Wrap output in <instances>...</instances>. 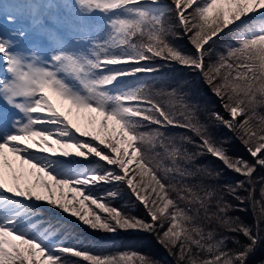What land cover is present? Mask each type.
Returning <instances> with one entry per match:
<instances>
[{"label":"snow or ice","instance_id":"6c2138e0","mask_svg":"<svg viewBox=\"0 0 264 264\" xmlns=\"http://www.w3.org/2000/svg\"><path fill=\"white\" fill-rule=\"evenodd\" d=\"M157 61L200 77L227 113L209 117L251 161L229 154ZM206 155L244 179L221 184ZM259 168L264 0H0V264H156L86 246L76 227L154 234L177 264H264ZM121 187L146 218L116 205ZM229 198L250 204L255 227ZM221 230L243 240L229 248Z\"/></svg>","mask_w":264,"mask_h":264},{"label":"trees","instance_id":"16d2710c","mask_svg":"<svg viewBox=\"0 0 264 264\" xmlns=\"http://www.w3.org/2000/svg\"><path fill=\"white\" fill-rule=\"evenodd\" d=\"M180 47L185 51H190L191 46L188 44L187 39H182L178 41ZM217 48L220 47L218 44ZM161 63L164 71L161 73L160 78L165 83H174L176 81H183L186 83L187 87L191 90L193 98L198 102L200 106V118L202 120H207L209 124V129L213 134L214 138L220 141H226L228 144L229 154L233 157H240L245 160L251 161L249 153L246 151L245 146L236 137V135L230 132L224 125L220 124L218 121H214L209 117V113L212 111H218L221 115L227 118V113L221 107L220 101L212 95L211 91L204 85L199 76L191 74L186 68H181L176 64L163 65ZM174 132L181 131L180 129H173ZM201 163L206 164L221 172L220 183L221 184H235L236 181L244 179L241 175L236 174L233 171L227 170L222 163L211 157L204 156L201 157ZM264 178V168L257 169L254 174L253 180L256 182L261 181ZM255 196L259 198V183H256ZM115 190L112 185H103L97 188L98 193H104L108 190ZM120 197L115 201L116 205L120 208L128 210L131 214H135L139 217L146 218L145 209L143 206L139 205L130 196V193L120 188ZM241 196H247V192L241 190L239 193ZM232 205H238L239 202L235 199L229 198ZM230 215L234 217H239V220L244 224L255 227L256 220L254 213L250 207V204L246 201L244 204H239V210L233 211ZM264 226V225H262ZM71 235H76L79 237L80 241H84L86 246L96 245L99 243L100 247L108 251H116L117 253L124 250H132L137 253L145 254L146 256L153 259L156 264H177L176 257L171 255L163 246L157 243V238L154 234H148L143 232H120L115 236L112 235H102L98 233H90L86 229L76 227ZM221 235L227 236L229 239L227 241V247H234L233 241L236 239L243 240L242 236L238 234L228 233L221 230ZM69 243L75 242L69 240Z\"/></svg>","mask_w":264,"mask_h":264}]
</instances>
